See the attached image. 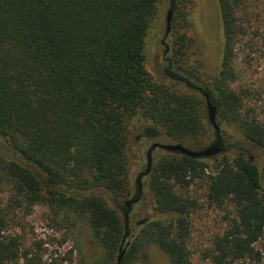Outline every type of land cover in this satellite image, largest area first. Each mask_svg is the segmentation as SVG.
Returning a JSON list of instances; mask_svg holds the SVG:
<instances>
[{"label": "trees", "instance_id": "1", "mask_svg": "<svg viewBox=\"0 0 264 264\" xmlns=\"http://www.w3.org/2000/svg\"><path fill=\"white\" fill-rule=\"evenodd\" d=\"M197 3L169 0L175 34L163 70L169 85L145 66V38L162 0H0V142L12 153L0 156V186H8L5 206L0 198V264H47L40 245L9 233L19 224L15 211L27 216L35 206L48 209L56 233L82 225L102 250L99 264H116L122 250L120 264L146 261L151 246L168 264H191L199 199L225 214V229L203 258L261 264L264 160L252 152L264 158V120L245 111L231 86L238 46L264 42L255 26L260 15L248 0H217L220 63L194 68L187 32ZM134 119L174 144L193 151L214 145L219 153H166L152 163L151 216L133 234L118 199L130 195L126 146ZM70 260L68 253L57 264Z\"/></svg>", "mask_w": 264, "mask_h": 264}, {"label": "rangeland", "instance_id": "2", "mask_svg": "<svg viewBox=\"0 0 264 264\" xmlns=\"http://www.w3.org/2000/svg\"><path fill=\"white\" fill-rule=\"evenodd\" d=\"M248 2L256 8L257 14L260 15V20L255 26L261 30L260 33H262L264 39V0H248ZM169 10V0H162L159 21L154 23L151 29L148 30L145 38V44H147L145 66L147 72L156 81L170 85L163 71L165 64L172 60L171 53L175 38L172 14L170 31L168 34L165 33L166 16ZM188 10L189 7L185 11ZM189 13L193 24L187 35L193 38L194 43L188 51V63L191 67L197 68L198 62L202 61L208 68H211L215 62L216 64L220 63L222 50V29L217 0H198V3L193 4V7L190 8ZM245 43L241 42L238 46L237 54L232 63L236 75L231 86L232 89L242 94L245 111L250 112L253 117L264 120V42H254L252 50L245 48ZM165 51L167 52L164 53ZM173 68L177 69L174 65ZM204 68L206 67L204 66ZM145 128L153 127L142 125L138 119H134L130 123L126 146L130 195L118 199L122 203L132 200L137 176L146 167V151L149 146L152 143L174 144L164 135H159L155 139L143 137L142 131ZM166 153L169 152L160 149L155 150L151 155V164ZM0 156L5 159H10L12 156L11 151L3 142H0ZM252 156L259 158V163L264 160L256 152H252ZM147 182L148 178L142 180V192L139 202L132 206L127 218L128 227L133 234L136 233L139 222L151 216L152 201L147 189ZM7 191L8 186H0V198L4 206L8 202ZM200 195L201 193H198L197 197L199 198ZM48 214V209L43 206H35L27 216H23L22 212L16 210L14 216L18 220L16 219L15 222H19V224H15V228L10 230L9 233L21 236L26 246L40 245L41 252L44 254L43 261L47 264L60 263L61 259L68 253H70L71 260L65 261L63 264L100 263L102 250L94 243L90 234L84 227L82 228V225L72 228V231L66 235L63 232L56 233L49 227ZM224 216V212L208 209L206 204L199 199V208L191 217L192 227L188 244L191 253V264H211L203 258V253L210 247L214 236L222 234L224 231ZM63 241L64 243H62ZM256 247L263 254L261 264H264V237ZM146 253V261L141 262L138 260L136 264H168L167 257L156 247L151 246Z\"/></svg>", "mask_w": 264, "mask_h": 264}, {"label": "water", "instance_id": "3", "mask_svg": "<svg viewBox=\"0 0 264 264\" xmlns=\"http://www.w3.org/2000/svg\"><path fill=\"white\" fill-rule=\"evenodd\" d=\"M170 21H171V11L169 10L166 16V30L165 33L168 34L170 31ZM167 51H165L166 53ZM207 109H208V119L209 122L211 123V125L213 126L214 130L216 132H218V128L215 124V110L214 107L212 105H210L209 103H207ZM143 135L145 137L148 138H152L155 139L159 136V131L153 128H146L143 131ZM155 149H160L163 150L165 152H169V153H178L180 155H184L187 157H191V158H207V157H211V156H215L219 153V149H217L214 145H208L205 148H203L200 151H193L190 150L187 147H184L181 144H158V143H154L151 145L148 153H147V165H146V172L145 174H149L150 172V167H151V153L155 150ZM128 203V201L125 202V204ZM127 217V213L125 214V219ZM143 224V221L139 222V226ZM126 246H128V243L126 244ZM125 254V250H122L117 258V262L116 264H120L121 260L123 258Z\"/></svg>", "mask_w": 264, "mask_h": 264}, {"label": "flooded vegetation", "instance_id": "4", "mask_svg": "<svg viewBox=\"0 0 264 264\" xmlns=\"http://www.w3.org/2000/svg\"><path fill=\"white\" fill-rule=\"evenodd\" d=\"M165 53V52H164ZM146 129V128H145ZM144 129V130H145ZM143 130V131H144ZM143 131H142V136L143 137H145L144 135H143ZM160 134V133H159ZM145 138H148V137H145ZM149 139H152V138H149ZM152 144H154V143H152ZM151 144V145H152ZM159 144V143H158ZM151 145L149 146V148L147 149V151H146V157H147V153H148V151H149V149H150V147H151ZM155 150H157V149H155ZM154 150V151H155ZM153 151V152H154ZM152 152V153H153ZM152 153H151V155H152ZM146 162H147V158H146ZM146 165H147V163H146ZM145 172H146V167H145V169H144V171H142V172H140L139 174H138V176H137V179H136V182H135V186H136V188H135V192H134V194H133V196H132V200H130V201H128V203H123L124 204V206L127 208V217H126V220H127V218H128V215H129V213H130V211H131V208H132V206H134V205H136L138 202H139V199H140V196H141V190H142V184H141V182H142V180L144 179V178H148V176H149V174H145ZM150 173V172H149ZM127 224H128V221H127Z\"/></svg>", "mask_w": 264, "mask_h": 264}]
</instances>
